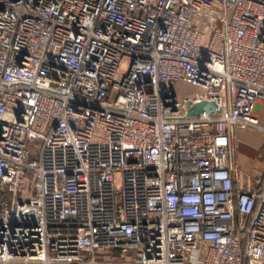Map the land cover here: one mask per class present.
I'll return each mask as SVG.
<instances>
[{
	"label": "built area",
	"instance_id": "2783aa9c",
	"mask_svg": "<svg viewBox=\"0 0 264 264\" xmlns=\"http://www.w3.org/2000/svg\"><path fill=\"white\" fill-rule=\"evenodd\" d=\"M263 99L264 0H0V264H264Z\"/></svg>",
	"mask_w": 264,
	"mask_h": 264
},
{
	"label": "crops",
	"instance_id": "0c3cea01",
	"mask_svg": "<svg viewBox=\"0 0 264 264\" xmlns=\"http://www.w3.org/2000/svg\"><path fill=\"white\" fill-rule=\"evenodd\" d=\"M256 113L260 116V121L264 124V99L260 100L256 106ZM234 137L241 141V146L249 148H258L264 142V134L258 130H234ZM238 148L235 152V162L240 167L242 174L259 176L264 173V155H258L257 150H247ZM245 150V151H244Z\"/></svg>",
	"mask_w": 264,
	"mask_h": 264
},
{
	"label": "rangeland",
	"instance_id": "374dc122",
	"mask_svg": "<svg viewBox=\"0 0 264 264\" xmlns=\"http://www.w3.org/2000/svg\"><path fill=\"white\" fill-rule=\"evenodd\" d=\"M177 90H178V93L180 94V96L183 97L185 95H189V94H192L193 92H195L196 91V87H194V86H192L190 84H187L185 82H178ZM261 125L264 127V124L262 123V121H261ZM251 129L252 130L253 129L258 130L261 134H264V130H260V129H256V128H249V129L240 128V130H248V131L251 130ZM241 144H243V143H241V141H237V139L235 137H233L232 148H233L234 155H235V152L237 151V149L238 148L240 149ZM244 147L245 146H241V149H243ZM245 148H246V151L247 150H251L252 151V150L256 149L258 155H260V154L264 155V142H262L261 145L258 148H249V147H245Z\"/></svg>",
	"mask_w": 264,
	"mask_h": 264
},
{
	"label": "water",
	"instance_id": "95a60500",
	"mask_svg": "<svg viewBox=\"0 0 264 264\" xmlns=\"http://www.w3.org/2000/svg\"><path fill=\"white\" fill-rule=\"evenodd\" d=\"M202 111L215 112L216 105L213 101L204 100L197 104H194L189 110V115H198Z\"/></svg>",
	"mask_w": 264,
	"mask_h": 264
},
{
	"label": "trees",
	"instance_id": "16d2710c",
	"mask_svg": "<svg viewBox=\"0 0 264 264\" xmlns=\"http://www.w3.org/2000/svg\"><path fill=\"white\" fill-rule=\"evenodd\" d=\"M2 195L0 194V197H1Z\"/></svg>",
	"mask_w": 264,
	"mask_h": 264
}]
</instances>
